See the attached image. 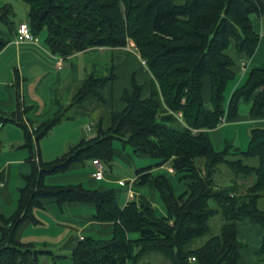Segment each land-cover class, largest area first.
<instances>
[{"label": "trees", "instance_id": "obj_1", "mask_svg": "<svg viewBox=\"0 0 264 264\" xmlns=\"http://www.w3.org/2000/svg\"><path fill=\"white\" fill-rule=\"evenodd\" d=\"M23 1L29 6L33 35L46 30L44 43L51 53L68 58L93 47H126L133 40L152 79L150 93L144 96L145 84L133 73L131 87L122 95L125 107L111 109V124L104 126L100 112L91 136L49 161L41 157V139L58 124L74 118V110L108 104V85L117 79L114 67L107 75L91 73L77 82L70 103L64 106L59 102L53 116L38 124L25 122L27 108L22 110L19 91L16 110L7 114L0 110V130L8 122L22 128V147L30 151L32 166L24 176L15 212L7 217L0 209V264H41L45 254L52 257L53 264H59L61 256L52 250L18 238L23 223L38 222L34 209L44 207L48 199H54L60 208L65 203L94 204L95 220L114 222L107 237L86 234L76 240L73 264H154L143 262L145 255L153 252L171 264H178L176 253L181 264H238L245 246L238 222L249 220L264 227V127L251 129L245 149L232 145L216 149L210 131L224 117H237L242 102L250 103V116L264 118V68L252 69L226 100L227 85L236 75V62L229 50L233 47L248 59L254 55L260 34L254 30L251 16L259 15L264 24V0ZM15 16L11 3L0 4V24L12 29ZM7 44L8 40L0 37V51ZM18 83L19 78L17 87ZM116 140L136 155L158 159L136 170L135 187L157 191L164 214L144 194L121 206L113 188L47 183L49 176L66 173L75 163L99 159L111 164ZM250 158H256L257 164L247 163ZM167 164L172 172H154ZM222 166L235 177L226 186L215 180ZM170 173L179 180L187 179V188L181 193L176 192ZM252 175L255 181L241 192L239 178ZM217 214L225 219L221 232L192 246L194 240L210 232V219ZM257 254L264 259V234ZM191 257L195 260L190 261Z\"/></svg>", "mask_w": 264, "mask_h": 264}, {"label": "crops", "instance_id": "obj_2", "mask_svg": "<svg viewBox=\"0 0 264 264\" xmlns=\"http://www.w3.org/2000/svg\"><path fill=\"white\" fill-rule=\"evenodd\" d=\"M21 1L23 2L21 4L23 19L17 23L15 22L12 29L5 24H0V37L8 40L7 46L0 51V82L5 83L6 86L5 89H1L2 83L0 84V110L7 108L10 110L9 112L15 111L17 108L16 95L17 91H19L22 110L27 108L23 118L29 126L38 124L53 116L59 108L61 99L65 102L68 100L70 102L74 90V82L81 79L84 70L89 68L91 73L94 72L93 74L96 76L104 75V71L108 69V51H112L113 56L118 58L119 62L128 60L130 58L129 53H134L141 61L140 53L131 49L129 45L122 48L93 47L77 52L68 58H62L49 51L45 46L44 40H42L41 34L35 37L36 39L33 41L16 43V33L19 24L28 22L29 6L23 0ZM13 8L16 12L15 17H17L18 11L14 5ZM253 15L257 14H252L251 18L254 30L260 34V42L250 59L239 53L235 48H230L229 53L236 62L234 68L236 75L227 85V102L233 90L246 81L252 69L264 68V24L259 15H257L259 19L257 17L253 19ZM81 60L84 63H80ZM143 70L145 75L144 79H142V83L145 84L144 96H148L152 76L144 65ZM116 75L117 79L109 84L107 88L108 104H99L88 110L76 109L74 118L63 121L54 127L51 133L53 134V142H47V146L58 145L57 138L54 137V133L57 131L62 134V138L58 142L64 143L67 147L63 153L65 154L71 145H75L83 138L93 134L100 112H103L104 115V126L108 127L111 124V109L120 110L125 107L122 95L125 89L131 87V82L129 85L121 87L119 84V73H116ZM17 78H19L18 87L15 85ZM205 99L206 103L209 104L208 80H206L205 85ZM245 103L248 104L243 106L242 110L240 109L237 117L233 119L225 117L224 123L210 131L212 139H216L219 143L225 142V146L232 145L242 149L248 146L251 129L264 127V118L250 116V103ZM88 125L91 126L89 132L85 130ZM51 134L44 138L50 137ZM0 139L2 141L0 144V209L5 216L9 217L17 209L19 191L25 185L24 176L30 174L32 166L29 160L30 151L22 147L24 132L18 124L14 122L5 124L0 130ZM39 146L42 159L44 161L52 160L53 157L51 155H49L48 159H44L42 147L40 144ZM116 153L118 152H116L115 148ZM123 156L125 158L126 156L129 157L134 163L133 156L129 152ZM113 162L109 165L104 163L105 175L102 179H96L92 175L95 165L93 160H91L85 164L75 163L68 172L51 175L46 181L49 184L83 183L88 188H113L116 190L120 205L125 206L130 202L128 199V183L130 179H127L128 177H115L109 173L108 168L112 166ZM163 168L164 166L156 170ZM169 168L168 170L172 172ZM131 179L134 180L133 187L137 192V200L144 194L148 196L155 206L154 203L158 202L157 191L151 187H135L136 175ZM114 184H118V187L113 186ZM181 185L182 183L179 186ZM124 191L127 192V199L123 202L122 192ZM34 213L38 222L23 223L19 228L18 238L24 242L33 243L37 248L52 250L54 254L61 256L58 260L59 264L69 263L68 260L78 238H83L86 234L107 237L113 231L114 222H103L93 218L95 213L94 204L65 203L63 208H60L54 199H48L45 200L44 207L35 208ZM244 224L247 227H256L249 220L240 221L238 222L239 234L241 225ZM262 232L264 231L262 230ZM1 235L0 231V237ZM244 247H242L241 253ZM259 247L257 246V249L252 251L253 256L252 254H247L250 256L249 260L252 259L251 264H264V259L257 254ZM242 258L243 254H241L239 263ZM41 264H53L52 257L48 254L43 255ZM128 264H132V262L129 261Z\"/></svg>", "mask_w": 264, "mask_h": 264}, {"label": "rangeland", "instance_id": "obj_3", "mask_svg": "<svg viewBox=\"0 0 264 264\" xmlns=\"http://www.w3.org/2000/svg\"><path fill=\"white\" fill-rule=\"evenodd\" d=\"M10 2L12 5L15 6V9L18 11V16L14 18V23L19 22L23 19V15H22V9H21V4L23 3L21 0H0V4L2 3H7ZM259 19V17L257 15H253V19L256 18ZM47 35V31L43 30L41 32V37L42 40H44V38ZM130 54V58L128 60H126L125 62H119L118 58H115L113 56L112 51H108V69H106L104 71V75H107L110 73L111 71V67H114L115 73H119L118 77H119V84L122 87H125L127 85L130 84L131 82V76L133 75V73L136 74L137 80L139 82L142 83V79H144L145 75L143 74V65L141 64V61L136 57V55H134V53H129ZM83 61L81 60L80 63H82ZM84 63V62H83ZM88 69V70H87ZM86 70H84V74L81 75V79L85 78L86 76H88L89 74H91V70H89V68H87ZM94 73V72H92ZM79 80V81H80ZM76 81L74 82L75 84L73 85V87H75V85L77 84ZM2 83L1 89H5V83L0 82V84ZM59 98H61L60 96H58ZM69 100L67 102H65L63 99H61V104H64V106H67V104H69ZM248 103L243 102L241 104L240 109L242 110V108H244L243 106H245ZM86 110V109H84ZM10 110H8L7 108H2L1 113L7 114ZM75 111V110H74ZM73 111V112H74ZM72 111H70L71 113ZM69 120V119H68ZM67 121V120H65ZM10 123V122H8ZM7 124V123H6ZM85 130L87 132H89L87 130V126L85 128ZM53 132V130H52ZM51 132V133H52ZM50 133V134H51ZM49 134V135H50ZM54 137L57 138V143L58 145H53L52 146H47V142H53L52 138H53V134H51L50 137L48 138H44L42 139V141H40V145L42 147V155L44 157V159H48V157H50L49 155H51V157L56 158L60 155H62L65 151H66V146L64 143H60L58 142L61 138H62V134H60L59 132H55L54 133ZM212 137V136H211ZM213 143L215 145V147L218 150H222L225 147V142L223 143H219L217 142V140L212 139ZM249 140V139H248ZM6 144V143H4ZM115 148H116V153L115 154V160L112 164L111 167L108 168L109 173L113 174L115 177H120V178H127V179H131L136 175V170L142 166H147L150 164H155L157 163L158 159L156 158H152L149 156H140V155H136L132 149L130 147H126L123 148V146L121 145L120 141L116 140L115 141ZM121 152H120V151ZM4 151V150H2ZM127 152H129V154H131V156H133L134 159V163L130 160L129 157L126 156V158L123 155H126ZM52 158V159H53ZM198 164H201L202 159H198ZM247 163H251V164H257V159L256 158H250L248 160H246ZM169 168V165H165L163 169L160 170H156L157 168L154 169V172H164L167 171V169ZM173 185L175 187V190L177 193H181L184 189L187 188V179H181L179 180L178 177L175 174H169ZM234 175L232 173L231 170H229L226 167H221L216 173H215V180L216 183L220 186H226L229 185L233 182L234 180ZM255 181V176H249V177H241L239 178V183L242 185V188L240 189L241 192H245L246 188L252 184ZM182 183L181 186H179ZM113 186L118 187V184H114ZM122 196H123V202L124 200L127 199V192L124 191L122 192ZM157 196H158V202H155V207L158 209V211L160 213L165 212V207L164 204L161 200V197L159 195V193L157 192ZM139 200V199H138ZM211 206H215V202L214 200L210 201ZM244 221V220H242ZM225 223V219L221 214H217L214 217H212L210 219V232L203 237H200L196 240H194V242L192 243V246H200L202 245L210 236L212 235H217L221 232V228L223 226V224ZM256 227H247V225H241L240 228V234L239 237L240 239L245 243V247L242 250L243 254V258L241 259L239 264H251V260H249L250 256L247 254H252V251L257 249L256 247L260 246L261 244V239L262 236L264 234V232H262V230L264 231V227L259 225V224H254ZM253 256V254H252ZM71 260V261H70ZM69 263L67 262V264H72L73 260L70 259L68 260ZM144 263L147 262H151L154 264H171L170 261L168 259H166L162 254L160 253H148L144 260Z\"/></svg>", "mask_w": 264, "mask_h": 264}, {"label": "built area", "instance_id": "obj_4", "mask_svg": "<svg viewBox=\"0 0 264 264\" xmlns=\"http://www.w3.org/2000/svg\"><path fill=\"white\" fill-rule=\"evenodd\" d=\"M35 36L33 35L30 25L28 22H22L19 24L18 28H17V33H16V43H21L24 41H33L35 40ZM128 45L130 46L131 49H134L136 51L137 47L134 43L133 40H129ZM143 63H145V61H143ZM225 121V117L222 119L221 123H224ZM87 130L90 131L91 130V126L88 125L87 126ZM94 165H95V170L92 172V175L96 178V179H102L104 178L105 175V165L104 162L99 160V159H94L93 160ZM170 170H172V168H169ZM134 185V180L130 179L129 183H128V199L130 201L132 200H137V192L133 187ZM195 260L194 257L190 258V261Z\"/></svg>", "mask_w": 264, "mask_h": 264}, {"label": "water", "instance_id": "obj_5", "mask_svg": "<svg viewBox=\"0 0 264 264\" xmlns=\"http://www.w3.org/2000/svg\"><path fill=\"white\" fill-rule=\"evenodd\" d=\"M210 174H211V167H209V169H208V175L210 176ZM176 261L178 264H181V260L179 258V253H176Z\"/></svg>", "mask_w": 264, "mask_h": 264}]
</instances>
